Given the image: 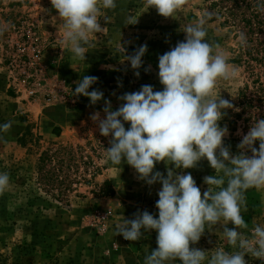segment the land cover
Masks as SVG:
<instances>
[{
	"label": "rangeland",
	"instance_id": "obj_1",
	"mask_svg": "<svg viewBox=\"0 0 264 264\" xmlns=\"http://www.w3.org/2000/svg\"><path fill=\"white\" fill-rule=\"evenodd\" d=\"M115 3V9H102L104 31L90 37L87 58L81 61L63 42V25L50 0H0V28L4 29L0 31V124L12 122L10 130L0 132V172L10 176L9 190L0 195V264H144L145 256L157 248V232L142 229L141 239L132 242L116 235V226L144 210L158 218L155 204L162 184L148 185L126 162L109 161L106 148L112 137L102 136L91 117L99 113L106 118L105 101H110L111 110H118L123 103L119 97L143 85L162 91L159 56L184 41V27L199 21L205 12L212 14L205 24L207 40L219 43L229 64L241 72L236 80H219L214 94L234 106L224 110L218 122L228 130L224 146L232 155L242 151L238 145L247 131L236 115L242 112L243 96H253V82L264 66L250 60V34L228 14L230 5L187 0L173 17L164 18L145 0ZM262 14L264 18V8ZM239 33L246 36V46L240 45ZM142 45H147V52L142 66L134 70L126 57ZM83 76L98 77L89 88L103 92L96 104L74 93ZM65 146L82 150L79 161L84 160L82 155L90 159L81 166L80 177L70 172L72 185L59 188L64 192L57 197V189L37 181V169L42 154ZM243 151L252 155L248 149ZM168 168L177 174L191 173L202 194L208 189L204 177L216 175L206 159L190 169L159 162L154 172L166 178ZM245 195L247 211L242 210V216L248 228L242 231L250 238L255 225H264V189H249ZM227 227L234 225L229 222ZM190 247L209 256L216 248L233 250L219 224L206 228ZM244 259L247 264H264L249 254ZM172 264L182 262L177 259Z\"/></svg>",
	"mask_w": 264,
	"mask_h": 264
},
{
	"label": "clouds",
	"instance_id": "obj_2",
	"mask_svg": "<svg viewBox=\"0 0 264 264\" xmlns=\"http://www.w3.org/2000/svg\"><path fill=\"white\" fill-rule=\"evenodd\" d=\"M63 25V42L75 58L86 60L90 37L104 31L100 22L102 9H115V0H50ZM148 8H155L164 18L173 17L187 0H145ZM203 17L188 24L183 31L185 40L158 58V77L162 91L143 85L139 91L119 97L123 103L111 110L105 101L98 122L100 134L111 136L106 158L115 165L126 162L148 185L162 184L155 207L158 218L147 210L134 214V219L123 220L116 226V235L127 241H139L144 231L157 232V248L145 256L144 264H247L245 254L264 260V225H255L251 237L242 216L247 211L246 195L249 189H264V119L256 120L238 147L239 155H232L224 146L227 127H220L226 109L233 104L215 95L219 80L231 81L240 77V69L229 64L221 45L207 40L205 24L211 18ZM106 22V20H105ZM0 28V31H3ZM240 45L247 39L239 33ZM147 45L127 56L131 68L138 70ZM139 77V71H135ZM98 77L83 76L77 82L75 95H83L96 104L103 98L99 90L89 91ZM125 123L130 124L125 128ZM12 122L0 124V132H7ZM259 142L258 149L254 147ZM248 149L252 155L245 154ZM206 159L215 170V176H205L208 189L201 193L191 173L177 174L168 168L167 177L155 171L159 162L174 165L176 169L195 168ZM10 188V176L0 172V195ZM229 222L234 225L228 228ZM223 226V236L233 249L216 248L209 252L190 247L199 242L206 228Z\"/></svg>",
	"mask_w": 264,
	"mask_h": 264
},
{
	"label": "trees",
	"instance_id": "obj_3",
	"mask_svg": "<svg viewBox=\"0 0 264 264\" xmlns=\"http://www.w3.org/2000/svg\"><path fill=\"white\" fill-rule=\"evenodd\" d=\"M218 3L229 4L228 14L244 24L247 33L250 34L248 42L251 44L247 54L257 66H264V18L262 14L264 0H218ZM221 13L224 14L222 10ZM256 77L253 82L255 87L253 96H243L242 112L236 115L237 120H242L246 125L247 133L256 120L264 119V72L258 73ZM254 147L258 149V141ZM81 151L80 148L65 146L42 154L37 169V181L45 182L51 190L59 188L67 190L72 185V180L69 179L70 172L79 174L80 177L81 166L86 165V160L90 159L82 155L81 159L84 160L79 161L77 154ZM63 192L58 190L56 196H61Z\"/></svg>",
	"mask_w": 264,
	"mask_h": 264
}]
</instances>
